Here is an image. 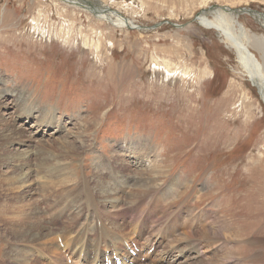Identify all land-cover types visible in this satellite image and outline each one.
<instances>
[{"label": "rangeland", "instance_id": "obj_1", "mask_svg": "<svg viewBox=\"0 0 264 264\" xmlns=\"http://www.w3.org/2000/svg\"><path fill=\"white\" fill-rule=\"evenodd\" d=\"M93 1L112 23L62 0H0V142L12 118L36 133L32 144L54 142L55 155L65 154L63 136L78 148L67 158L78 176L118 145H150L141 155L156 158L148 175L171 205L197 208V231L228 227L227 238L203 241L201 251L218 258L212 264L230 252L225 264H264V103L235 52L198 19L231 14L261 64L252 42L264 28L243 9L264 21V0ZM117 18L139 29L117 27ZM35 118L45 120L37 130ZM131 146L120 155L138 156ZM5 246L0 240V256Z\"/></svg>", "mask_w": 264, "mask_h": 264}, {"label": "bare ground", "instance_id": "obj_2", "mask_svg": "<svg viewBox=\"0 0 264 264\" xmlns=\"http://www.w3.org/2000/svg\"><path fill=\"white\" fill-rule=\"evenodd\" d=\"M62 1L75 6L84 4V0ZM223 12L214 11L210 22L206 15L198 19L207 29L218 31L224 38L226 45L235 52L241 72L256 87L264 103L261 72L264 63L259 64L245 46L246 37L251 35L232 19L231 14ZM247 13L264 28V21L258 14ZM98 14L107 18L105 12ZM105 20L112 23L108 18ZM225 20L227 28H224ZM115 24L128 25L122 18H117ZM225 29H234L235 33H225ZM252 45L261 50L263 61L264 39ZM19 115H16L18 119L23 117ZM30 115L27 113L25 119L31 118ZM44 121L34 119L36 130L43 127ZM15 122L16 118H12L5 123L7 132L0 142V164L6 163V171H0V221L5 222L3 227L7 228L1 231L0 240L6 246L0 264H101L105 256L112 254L120 256L123 264H212L218 259L215 255L208 258L201 251L205 246L203 241L212 243L214 239H223L228 227L223 225L222 232L220 226L213 229L207 225L197 231L193 222L197 208L191 205L185 208L182 203L171 205L170 195L148 175L157 160L141 154L150 145L126 143L139 154L133 158L120 155L121 149L125 152L128 147L118 145L112 150L116 155L107 161L96 158L93 174L78 176L67 160L78 153V148L72 147L70 141L62 136L57 147L65 154L55 155L54 142L35 141L32 144L30 139L34 134L36 138V133L14 125ZM8 144L11 149L6 148ZM7 164L14 167L9 168ZM169 187L172 193L176 183H169ZM129 207H132L130 212ZM184 216L191 218L187 233L182 231ZM125 244L135 247L132 248L134 256L126 250ZM227 255L228 259L219 264L234 260L232 252Z\"/></svg>", "mask_w": 264, "mask_h": 264}, {"label": "water", "instance_id": "obj_3", "mask_svg": "<svg viewBox=\"0 0 264 264\" xmlns=\"http://www.w3.org/2000/svg\"><path fill=\"white\" fill-rule=\"evenodd\" d=\"M76 6L82 7V9L89 11L93 15H96V14L101 13V12L103 13V12H109L110 11L107 7L103 8L102 5H100V2L93 1V0L92 1L84 0V4H82V5L76 4ZM245 10L250 11L248 9H243V11H245ZM251 13H253V12H251ZM254 13L258 14L257 12H254ZM126 24H128V23H126ZM119 26L126 27L127 29H139L137 26H133V24L132 25H119ZM175 27L180 28L182 26L181 25L180 26L175 25Z\"/></svg>", "mask_w": 264, "mask_h": 264}]
</instances>
